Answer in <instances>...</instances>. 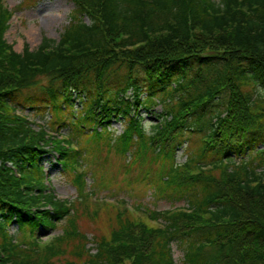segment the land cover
I'll list each match as a JSON object with an SVG mask.
<instances>
[{
	"label": "trees",
	"instance_id": "1",
	"mask_svg": "<svg viewBox=\"0 0 264 264\" xmlns=\"http://www.w3.org/2000/svg\"><path fill=\"white\" fill-rule=\"evenodd\" d=\"M72 1L59 42L18 53L5 38L13 13L0 0V264H52L70 247L67 264H177L173 244L185 240V264H264V0ZM75 93L83 109L73 129L97 152L115 148L142 167L169 162L158 192L188 199V211L150 210L161 226L119 211L110 239L86 248L74 217L78 200H89L86 152L16 114L18 105L50 110L58 131ZM159 103L162 121L149 133L132 111ZM121 117L126 130L115 137L107 125ZM194 138L178 165L177 150ZM50 152L74 174L76 201L49 191L40 160ZM63 222V235L43 243L41 229Z\"/></svg>",
	"mask_w": 264,
	"mask_h": 264
},
{
	"label": "rangeland",
	"instance_id": "2",
	"mask_svg": "<svg viewBox=\"0 0 264 264\" xmlns=\"http://www.w3.org/2000/svg\"><path fill=\"white\" fill-rule=\"evenodd\" d=\"M2 1L13 13L11 26L5 37L13 49L19 53L24 52L26 47H29L30 50H36L42 44L44 38L59 41L65 29L70 25L71 14L76 8L72 0ZM85 21L89 23V19L86 18ZM32 33H35V38L31 37ZM47 82V80H42L44 84ZM128 96H133L131 91ZM146 96L147 92L143 94V98H146ZM258 103L261 106L262 100H259ZM142 108L141 113L145 119L143 124L148 132H151L152 125L162 121L160 115L164 113L166 107L163 103H159L150 111L145 107ZM42 109L38 106H35V108H29L28 106L23 109V113L34 118L35 122L44 120L49 129L56 130L53 129L55 127L53 124L55 117H52L49 110ZM75 109H81L79 101L75 103ZM73 112L74 115L78 114L75 110ZM70 116L67 120L68 125L61 128L60 131L66 137H72L79 149L86 152L84 161V169L88 173L86 191H92L95 194L93 199L88 200V203L78 200L74 211L75 226L87 236L89 247L94 248L101 238L110 239L113 230L117 228V213L126 205L127 207L130 206V209L133 205L139 212H143L142 215L141 212H129L137 220L138 218L146 220V214L144 213L150 210L160 212L188 208V199H182L170 192L164 194L158 192V186H160L158 173L162 168L170 167L169 162L156 160L155 163H148L142 167L139 163H136V160H130L119 154L115 148L104 146L97 152L94 144L88 143L86 135L73 129L74 126L71 122L75 117ZM113 129H115V135H119L122 126L113 123ZM197 145L194 138L179 148L176 152V163L178 165L186 163ZM260 148H263V146H260ZM40 164L44 166L49 189H52L60 199L70 202L76 201L79 190L73 182L74 174H64L54 154L45 156L40 160ZM107 197L110 201L103 204L101 199L103 198L105 202ZM118 202L122 205H119ZM66 226V222H63L55 230L41 229V235L38 234V236L42 237L43 243H48L54 237L63 235ZM8 232L15 239L23 235L22 232L18 231L16 222L9 226ZM189 244V240L173 244V256L177 264H185V254ZM70 251L71 247L68 248V253L65 256L59 257L52 264H67L73 260ZM84 260L75 259L74 261L82 264Z\"/></svg>",
	"mask_w": 264,
	"mask_h": 264
},
{
	"label": "bare ground",
	"instance_id": "3",
	"mask_svg": "<svg viewBox=\"0 0 264 264\" xmlns=\"http://www.w3.org/2000/svg\"><path fill=\"white\" fill-rule=\"evenodd\" d=\"M31 37H32V38H33V37L35 38V33H32V34H31Z\"/></svg>",
	"mask_w": 264,
	"mask_h": 264
}]
</instances>
